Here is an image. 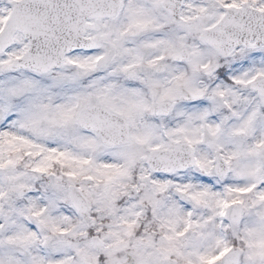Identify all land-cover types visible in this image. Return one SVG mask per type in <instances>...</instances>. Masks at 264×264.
I'll list each match as a JSON object with an SVG mask.
<instances>
[{"label": "snow or ice", "instance_id": "1", "mask_svg": "<svg viewBox=\"0 0 264 264\" xmlns=\"http://www.w3.org/2000/svg\"><path fill=\"white\" fill-rule=\"evenodd\" d=\"M168 58L211 86L177 77L162 114L191 96L183 122L125 132L152 109L121 78ZM110 148L123 164L98 158ZM138 159L168 176L130 184ZM130 187L140 205L121 215ZM145 206L158 237L138 231ZM129 249L135 264H264V0H0V264H123Z\"/></svg>", "mask_w": 264, "mask_h": 264}, {"label": "clouds", "instance_id": "2", "mask_svg": "<svg viewBox=\"0 0 264 264\" xmlns=\"http://www.w3.org/2000/svg\"><path fill=\"white\" fill-rule=\"evenodd\" d=\"M189 43H198V41H189ZM167 64V70L165 71H154L151 69H146L141 73V78L136 80H130L122 77L120 83L124 87H137L143 92V100L144 102L152 109L150 111H146L143 115L136 120L135 127L131 129H125V132H131L133 134L142 132L146 125L152 126L158 135L164 134L167 130L177 127L179 124L183 122L184 117L180 116L179 113L182 111H190L197 107L196 104L193 103L191 96L184 99L181 98L176 102L175 108L172 109L170 113L167 115L162 114V108L169 102V94L170 92H180L186 91L184 88V81L178 80L177 77L185 75L188 79H194L196 83L201 85L208 84L211 86V81L207 76V73L201 69L199 72H194L191 65L186 61L174 60L168 58L164 61ZM148 82H156L154 86H150ZM27 134V133H26ZM79 134L85 137H98V134L93 132L90 128H82L79 130ZM167 139V137H164ZM45 143H53L52 140L42 141ZM57 146H64L65 141L57 140L55 141ZM72 151L80 154L87 155L86 151L76 144H68L67 145ZM118 149H105L101 153L98 154V158L101 160L111 161L118 164H123L124 161L119 159L116 155ZM153 168H156L157 171L152 172L153 176L159 175L160 178H166L168 173L164 171L162 165L158 164L157 161H148L144 159H138L132 168V177L133 179L129 182L130 184H139V176L142 172L147 169L151 171ZM188 169L185 168L184 171ZM18 171L27 172L28 175H33V173L29 170L21 166ZM57 173H61L63 169L57 167ZM194 171V170H193ZM38 184L41 185V194L42 186L48 183V177L42 176L38 181ZM176 197L175 189H172L168 196L165 197L167 203L170 204L172 199ZM171 198V199H169ZM123 203H118V207L121 209V215L125 214L123 212L124 209L132 208L134 205H140V193H137L133 188H129L128 194L122 197ZM65 211H69L66 207ZM145 213L144 217L141 220L142 227L138 229L139 233L143 235L144 225L150 226V231H153L154 234L159 236V227L155 220L152 217V209L148 206L143 208ZM167 211V205L162 206L159 210L160 214L163 215ZM201 212H206V210L201 209ZM111 221H105V223H110ZM120 260L123 264H135V257L132 255V251L129 249L126 252L120 253Z\"/></svg>", "mask_w": 264, "mask_h": 264}]
</instances>
